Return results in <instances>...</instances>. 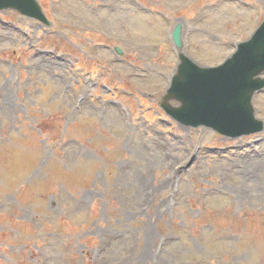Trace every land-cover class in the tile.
I'll return each mask as SVG.
<instances>
[{"label":"rangeland","instance_id":"374dc122","mask_svg":"<svg viewBox=\"0 0 264 264\" xmlns=\"http://www.w3.org/2000/svg\"><path fill=\"white\" fill-rule=\"evenodd\" d=\"M38 2L49 25L0 10V264H264V159L241 165L264 127L230 138L160 106L173 26L216 65L264 0ZM252 103L264 122V88Z\"/></svg>","mask_w":264,"mask_h":264},{"label":"water","instance_id":"95a60500","mask_svg":"<svg viewBox=\"0 0 264 264\" xmlns=\"http://www.w3.org/2000/svg\"><path fill=\"white\" fill-rule=\"evenodd\" d=\"M14 8L22 14L45 21L35 0H0V9ZM181 24L173 30L172 38L180 49ZM118 53H121L116 48ZM162 107L179 122L206 125L231 137L260 131L263 122L255 118L251 99L264 87V21L250 39L238 44L237 50L217 67H200L183 53ZM181 105L173 107L169 100Z\"/></svg>","mask_w":264,"mask_h":264},{"label":"bare ground","instance_id":"6f19581e","mask_svg":"<svg viewBox=\"0 0 264 264\" xmlns=\"http://www.w3.org/2000/svg\"><path fill=\"white\" fill-rule=\"evenodd\" d=\"M35 53H36V57H37V55L38 56H41V57H37V58H39V61H41V62H48V63H57V64H63L62 62H60V61H56V60H54L50 55H48V54H46L45 53V51H35ZM37 53H39V54H37ZM36 63H39V62H36ZM75 100H76V98H75ZM6 101V98H4V104L6 105V106H3V109H8V108H11L12 107V105L11 104H9V103H7V102H5ZM74 103V102H73ZM113 106H117V105H115V104H112ZM1 113H3L4 114V112L1 110ZM238 151L239 150H244V148H242V147H240L239 149H237ZM257 152H248V153H246V157L247 156H251V155H253V154H256ZM257 156H253L252 158L251 157H248V158H245L244 160L246 161H244L245 162V164H243V163H241V165H248L249 163H252V162H255L254 160H256V159H258V156L261 158L262 157V159H264V156L263 155H261V154H259V153H257L256 154ZM261 159V160H262ZM258 160H260V159H258ZM257 161V160H256ZM168 179H164L163 181H161L160 182V184H159V186H163V185H167V183H168Z\"/></svg>","mask_w":264,"mask_h":264}]
</instances>
